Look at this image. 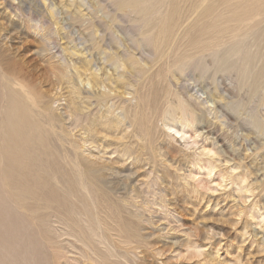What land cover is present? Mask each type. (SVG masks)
I'll use <instances>...</instances> for the list:
<instances>
[{
    "label": "rangeland",
    "instance_id": "obj_1",
    "mask_svg": "<svg viewBox=\"0 0 264 264\" xmlns=\"http://www.w3.org/2000/svg\"><path fill=\"white\" fill-rule=\"evenodd\" d=\"M260 1L263 6L255 11L256 17L235 20L234 14L250 2L0 0V72L6 68L3 60L11 62L42 96L46 117L59 119L54 134L46 128L53 135L51 144L65 157L60 160L64 169L52 177L53 185L62 195L65 182H75L78 197L84 196L81 201L93 209L91 225L97 234V248L86 254V248L68 236L69 222L62 212L28 200V205L42 206L41 213L48 217L42 228L47 239L38 237L27 225L18 227L17 211H8L11 207L0 193V264H264V0ZM173 13L177 26L167 36L171 47L157 53L149 44ZM91 25L106 29V45L113 44L112 38L125 46L139 44L150 50L149 59L142 68L124 59L130 74L123 76L100 49L86 52ZM211 27L217 28L201 30ZM192 39H235L244 44L250 61L242 71V60L236 57L223 67L207 58L182 75L175 70L174 45ZM71 54L80 72L86 68V75L105 74L115 90L92 89L84 77L75 76L77 87L87 94L74 93L67 78L75 71L64 64ZM183 84L190 94L197 93L205 111H192L176 94L175 87ZM72 101L80 109L77 117L70 114ZM74 161L84 169L99 166L98 176L90 174L88 180L84 171L86 180H79L82 171L72 167ZM89 192L94 197H88ZM88 220L90 216L72 217L76 229L87 233ZM123 224L135 237L128 238Z\"/></svg>",
    "mask_w": 264,
    "mask_h": 264
},
{
    "label": "bare ground",
    "instance_id": "obj_2",
    "mask_svg": "<svg viewBox=\"0 0 264 264\" xmlns=\"http://www.w3.org/2000/svg\"><path fill=\"white\" fill-rule=\"evenodd\" d=\"M248 2H250V4L249 5L246 4L247 6L246 8H244V11L242 13L234 14L233 17L235 18V20H242V18L248 15L250 17L251 16L256 17L255 15L257 13L255 11L257 9H260L259 7L263 6L260 0H249V1L247 0V3ZM244 5L245 4H242V6ZM174 15L175 13H173L171 18L167 17L168 20L166 21V23L162 24L158 28V31H157L158 36L154 37V40L152 41L153 44H151V42L149 44V47L152 46V48L157 53L158 51L164 48L169 49V47H171V45L167 42V38H168L167 36L172 34L176 30L175 29V27L177 26L175 23L176 20H172ZM171 20L173 24L171 23ZM157 23H159V21ZM100 26L91 25L92 29L90 30V34H89V39H90L89 41L91 42V47L89 48L87 47L85 49L87 53L93 48L100 49L106 61L108 63L113 64L117 69L121 70V74L123 76L130 74L128 70L129 68L125 66V64L123 63L124 59H127L130 63L133 62L135 65L136 64L139 65L140 68L143 67L141 64L142 63L145 64L144 62H146V60L149 59L150 50L148 51V49L147 50L141 49L139 44L136 47L134 45L125 46L117 38L111 39L114 45L113 44L106 45L107 42L105 38L107 36L106 35L107 31L106 29H102L103 27L101 28ZM212 28H217V27L202 28L201 30L203 32H207V31L210 32V29ZM79 40L80 39H78L77 41ZM234 40H230L226 42H219V41L211 42L210 41L208 43V42H200V40L198 39H192L184 44H175L174 52H173L175 56L174 57L175 70L180 71L183 75V73L186 70L187 71L190 70L191 66L196 64L197 62L204 64L207 58H211V60L217 61L223 67L227 65H232L231 60L232 58L236 57L242 60V64L244 66L240 70L244 71L246 68V65L250 61L249 52L245 49L244 44L235 42ZM181 47H184L185 50L182 51ZM49 50L51 49H48V51ZM138 50H140V52H138ZM71 57H72V54L70 55V59L66 60L64 64L67 65L66 67L73 68V70L75 71V74H72L70 78L69 77L67 78L66 75L63 74V77L67 78L68 82L71 81L72 90L74 91V93L79 94L81 91L87 94L84 88L83 90H80L79 87H77L75 76L80 77L81 79L82 77H84L82 81L85 80L86 84H90V87L92 89L103 87V88H108L110 92L115 90L110 87L113 82L111 78L110 79L112 81L111 80L109 81L106 78L107 76L105 74H103L102 76L100 75V77L93 76V75H86L88 71V69L86 68H83V70L80 72V69L75 65ZM233 63L236 66L234 61ZM1 64L3 68L4 66H6V68H4L5 70L4 72L2 73L0 72V193L2 194L4 200L7 201L6 202L7 206L11 207V209H8V211H11L13 213L17 211L18 216L20 217L19 221L21 222L20 224L18 223V227L20 229L22 228V226L24 227V225H27L29 229L30 228L33 229L34 231L33 234L38 235V237L43 236L45 238V234L47 233V230L42 229V228L46 226L48 217L45 214L41 213L42 206L38 207V205H28L27 204L28 200H33L36 202L42 201L45 204L44 208L45 206H46V209L53 208L55 209L54 212L59 215H61L60 213L62 212L63 214L62 216L69 222V224L67 225L68 233H69L68 236L74 238L78 243L80 242L82 246L86 248V254H88V251H92L93 247L97 248L94 244L95 243L94 237L97 236V234L95 230L92 229L93 226L91 225V218H92L91 210H93L92 207L90 208V204L88 202L81 201L84 198V196H81L82 198L78 197V195H81V194L80 192L79 194L76 192L75 184H74L75 182L73 183L70 180L66 182L64 181L65 184L63 187L64 190H63L62 195L55 189L53 185L55 174L62 172L61 170L64 169V167L61 165L62 164L61 161L65 159V157L61 156L62 153L60 154L59 151L51 144V139L53 135L50 136L51 134L49 133L50 131L52 132V134H54L53 129L56 123H59L58 122L59 119L57 120V117H54L53 115H49L46 117L47 109L41 106L42 96L39 93H37V91H35L28 84L24 75L18 74L16 71H14V68L11 62H8L7 64L5 60H3V63ZM179 77L181 78L182 76L180 75ZM188 77L186 76V78ZM177 82H180V81L177 80ZM177 86L175 87L176 94L179 96H182V99L188 104V108H190L192 111H195V110L205 111V109L201 107L202 102H199L198 98L195 96L197 93L190 94L191 90L188 91L187 89L189 87H186L184 84L180 85L179 87ZM105 96L106 95L104 94H100V97H105ZM74 102H73L74 105L71 104L72 113L70 114L71 116L77 117L78 112H80V109L76 106L77 104L75 105ZM47 127L49 128L48 129L49 131L46 130ZM88 166L89 167H86L84 169L83 165L75 161L72 163L73 168L77 167L78 169H81L82 171L81 175L79 176V180L81 181L86 180L85 173L87 174L88 180L91 179L88 177L90 174L92 175L95 174L96 176H98L100 167L94 166V165H88ZM52 177H53V180H52ZM82 188L85 191L86 185L83 184ZM88 195H90L88 197H91V196L94 197L93 193L89 192ZM97 197H98V193L96 195V198ZM94 204L96 205L95 201H93V205ZM98 208L100 207L98 206ZM57 209H60L61 211ZM98 210L99 209H97V211ZM43 211L45 210L43 209ZM19 212L21 214H19ZM24 214L28 215L26 216L27 219H25V216H22ZM74 215L76 216L83 215V216H86L88 219L90 216V220L87 221L89 224L87 225L88 233L84 231V229H82L81 227H79L80 229H76V227L72 223V217ZM122 229L124 233L127 234V236H129L128 238L135 237L133 232L129 231L126 228V224L122 225ZM21 241L19 242L17 241V242L20 243ZM97 246L99 245L97 244ZM27 247L29 248V246ZM18 248H19V245H18ZM15 249L18 250L17 248ZM29 252L30 251H28V253ZM4 253L7 254L6 250ZM92 253H94V251ZM107 253L109 254L108 250H107ZM102 254H103V251H102ZM107 256L111 257L112 255L109 254ZM41 260H43L42 257H41ZM125 262L127 263L128 259L125 258ZM41 263H43V261H41Z\"/></svg>",
    "mask_w": 264,
    "mask_h": 264
}]
</instances>
